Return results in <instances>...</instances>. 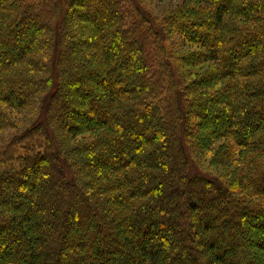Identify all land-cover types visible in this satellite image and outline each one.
I'll return each mask as SVG.
<instances>
[{"label": "trees", "instance_id": "trees-1", "mask_svg": "<svg viewBox=\"0 0 264 264\" xmlns=\"http://www.w3.org/2000/svg\"><path fill=\"white\" fill-rule=\"evenodd\" d=\"M201 4L173 16L189 89L186 57L154 63L163 35L120 0H0V128L37 108L0 148V264H264V0ZM205 117L228 141L213 177L194 159Z\"/></svg>", "mask_w": 264, "mask_h": 264}, {"label": "rangeland", "instance_id": "rangeland-1", "mask_svg": "<svg viewBox=\"0 0 264 264\" xmlns=\"http://www.w3.org/2000/svg\"><path fill=\"white\" fill-rule=\"evenodd\" d=\"M29 2H34V0H26ZM39 2L41 0H38ZM45 1V0H44ZM196 1L197 0H137L135 2V5L137 9H135V5L132 2V0H120V2L123 5V8L126 12V18L127 22L129 24L134 25L135 29L140 32V33H145L148 34L150 32V29L153 26V29H156L158 33L163 35L164 38V47L167 51L161 52L160 51V46L159 44H154L153 46V61L154 63H157L160 59L167 58L172 62V66L175 64V60L177 57L180 56H185L186 58L184 60H176V67L179 72V74L183 78L184 84L190 89L192 88V85L194 84V80L196 79V74L197 72L195 71V68L192 64H190V58L194 57V55L197 53L195 50L194 46L189 45V44H184L180 38V36L177 33V29L175 27V21H174V15L176 22L180 21L179 18H176L177 15H180L178 13V10L184 6H187V8H198L202 10L203 13H205L204 6L199 5L196 6ZM137 3V4H136ZM139 8V9H138ZM145 14L149 20H151V25L146 24L143 22V19L141 18L142 14ZM141 14V16H140ZM210 17V16H209ZM73 23L74 24H82L80 20H77L78 18L76 16H73ZM89 30L87 31H80L79 38L82 39V43L76 45L78 46V50L81 52V48L83 47L82 45L85 44V42H90L91 40L94 39L91 33V30L94 28V26H91V24L88 23ZM151 27V28H150ZM194 28V26H192ZM93 37V39H92ZM68 40H70L68 38ZM68 43V41L66 42ZM65 43V45H66ZM64 45V46H65ZM203 68V72L210 71L213 68V64L211 62H203V65L201 66ZM155 72L160 73V71L155 68ZM177 73V72H176ZM202 73V72H200ZM178 74V73H177ZM164 76H161V80L164 81ZM94 87L93 89H95ZM92 89V90H93ZM189 96L191 95L192 92H189ZM69 94H67L68 96ZM70 96V95H69ZM71 99H77L78 102V97L76 94H73L70 96ZM208 105V104H207ZM37 108L34 109V107L27 108L23 110L19 114H12L9 115L8 118L11 120V122L14 124V128H0V148L4 143H6L10 137L14 136V134L18 133L21 128H23L26 124L30 123L33 121L37 115L36 112ZM201 112V110L199 111ZM194 121H196L194 119ZM222 122V121H218ZM209 123L207 122L206 117L204 118L202 124L198 127L199 132L196 131V135H199L198 138L199 140L202 141L203 146L199 149H197V154L194 159L196 160V164L200 167H202V170L200 172L206 173L210 175L211 177L215 176L214 172L218 171L219 169H222L225 171L227 170V166H221L218 165L217 157H215L212 154V150H219L218 148L221 146H224L228 141L226 139L222 138H215L210 134V131L208 129ZM221 128L220 124L215 125V129L218 130ZM60 134V132H58ZM194 136V135H193ZM88 139L89 135L85 134L84 136L78 137L77 141L82 140V139ZM85 139V140H86ZM36 142V141H34ZM31 142V143H34ZM11 143V142H10ZM17 143H23V144H12L9 145L6 149V151L3 153L4 158L5 157H10V158H15L17 156H20L24 153H26L25 147H31V144H29L28 141H20ZM39 143V142H36ZM72 145V144H71ZM225 148H222L221 150H224ZM126 155L123 157H127L131 153L129 149L124 150ZM73 159V157H72ZM31 179V176H30ZM3 243V242H2Z\"/></svg>", "mask_w": 264, "mask_h": 264}]
</instances>
